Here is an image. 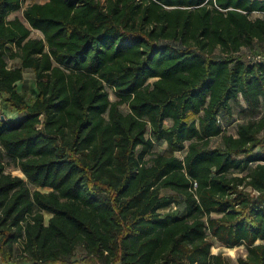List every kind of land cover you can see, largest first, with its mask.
Returning <instances> with one entry per match:
<instances>
[{"label": "trees", "instance_id": "16d2710c", "mask_svg": "<svg viewBox=\"0 0 264 264\" xmlns=\"http://www.w3.org/2000/svg\"><path fill=\"white\" fill-rule=\"evenodd\" d=\"M32 1L0 0V96L20 115L0 110L2 253L230 264L217 242L264 264V62L247 61L264 55V0Z\"/></svg>", "mask_w": 264, "mask_h": 264}, {"label": "rangeland", "instance_id": "374dc122", "mask_svg": "<svg viewBox=\"0 0 264 264\" xmlns=\"http://www.w3.org/2000/svg\"><path fill=\"white\" fill-rule=\"evenodd\" d=\"M32 3V0H23V8L26 7L28 4ZM23 8L18 11L15 12L13 14H11L9 16V19H13L15 17L19 18L22 20V10ZM35 37H38L37 33L33 34ZM16 88L18 90V92L22 93L25 95L26 99L28 102H31L33 100V98L35 97V79L33 74L30 71H25L24 73V78L23 81L18 83L16 85ZM110 95L109 98L110 100L114 101L115 97L112 94L111 91H109ZM0 110H2V116H4L6 119H14L16 117L13 116V114L11 115L10 110H7L5 108L4 102H3V98L0 96ZM121 110L126 112L127 111V107L125 105L121 106ZM235 111H238V108H235ZM234 119L235 118H230L228 119L227 123H225V125L227 126V131L228 133H232L234 130ZM155 152H164L165 148L161 147V146H157L154 149ZM176 156H181L180 153H176ZM7 167H6V172L11 174L13 177H19L21 179H23L26 183V186L31 190H38L40 192L46 193L49 190L48 189H36L34 186H32L31 184H29L23 174L14 168L12 163L6 162ZM165 195H169L170 193H164ZM176 211L173 210L172 208H167L165 210L162 211L163 215H167V214H174ZM48 216H45V219L47 220ZM21 247L20 244L15 246V253L13 254V256L8 257L7 255H4L0 249V264H29L28 262H26L24 259H22L21 257ZM211 252L213 254H222L225 258H227L230 262V264H237V259L239 257H244L246 255V250L244 249V247H238L235 248L233 250H229L226 248L221 247L217 242H213V247L211 249ZM84 252L81 248H78L74 254V257L72 259L73 262H80L82 261V259H84Z\"/></svg>", "mask_w": 264, "mask_h": 264}, {"label": "built area", "instance_id": "2783aa9c", "mask_svg": "<svg viewBox=\"0 0 264 264\" xmlns=\"http://www.w3.org/2000/svg\"><path fill=\"white\" fill-rule=\"evenodd\" d=\"M247 61L250 63H260V62H264V55H260V54H248L247 55ZM218 123L221 122L220 117H218L217 120ZM169 208H172L173 210L176 211V207L173 205Z\"/></svg>", "mask_w": 264, "mask_h": 264}, {"label": "crops", "instance_id": "0c3cea01", "mask_svg": "<svg viewBox=\"0 0 264 264\" xmlns=\"http://www.w3.org/2000/svg\"><path fill=\"white\" fill-rule=\"evenodd\" d=\"M33 2V1H32ZM37 38H39V35H38V37ZM25 71H30V70H24V72H23V74L25 73ZM31 72V71H30ZM32 73V72H31ZM18 84V83H17ZM16 84V85H17ZM11 112V115L13 114V116L14 117H16V116H18V117H20V115H18L16 112H14V111H10ZM18 117H16V118H18ZM5 118V117H4ZM16 118H14V119H16ZM6 119V118H5ZM13 118L12 119H7V120H14Z\"/></svg>", "mask_w": 264, "mask_h": 264}, {"label": "water", "instance_id": "95a60500", "mask_svg": "<svg viewBox=\"0 0 264 264\" xmlns=\"http://www.w3.org/2000/svg\"><path fill=\"white\" fill-rule=\"evenodd\" d=\"M1 120H4V116H1Z\"/></svg>", "mask_w": 264, "mask_h": 264}]
</instances>
